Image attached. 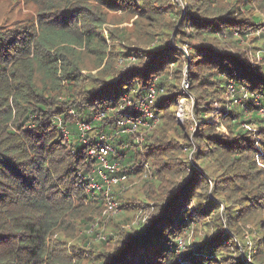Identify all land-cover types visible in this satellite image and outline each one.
<instances>
[{"label": "trees", "instance_id": "trees-1", "mask_svg": "<svg viewBox=\"0 0 264 264\" xmlns=\"http://www.w3.org/2000/svg\"><path fill=\"white\" fill-rule=\"evenodd\" d=\"M27 1L32 17L0 26V264H264V0ZM152 85L159 122L123 131V97ZM101 141L124 177L112 194L144 212L104 239L105 189L87 191Z\"/></svg>", "mask_w": 264, "mask_h": 264}, {"label": "rangeland", "instance_id": "rangeland-1", "mask_svg": "<svg viewBox=\"0 0 264 264\" xmlns=\"http://www.w3.org/2000/svg\"><path fill=\"white\" fill-rule=\"evenodd\" d=\"M255 10H257V9H255ZM34 13H35V8H34L33 3L30 1H27V0H0V26H9V25L15 24L20 20L32 17L34 15ZM258 14H260V18L262 19V21L264 23L263 12L258 13ZM121 18H124V16H122L120 13L116 14V19H121ZM125 18H127V17H125ZM255 20H259V18L256 17ZM132 21H133V19H130V20L125 19V21L123 23L118 24V25L131 26ZM262 25H264V24H262ZM256 30H257V28L251 33V36H252V38H257V41H258L257 45H259L264 40V34L262 32L258 33V32H256ZM140 38H142V37H140ZM250 43L253 45V41H251ZM258 53H259V55H261L262 53H264V49L261 48ZM87 66H88V68H90L87 70H90L92 72L97 71V69H94V60L92 58H90L87 61ZM240 98H242V95H240L238 97V99H240ZM239 103L244 108V106L247 107L248 101L246 99H243ZM130 105H134V103L133 102L126 103L125 107L127 108ZM131 110L133 113H135L134 109H132V107H131ZM178 116H179L180 121L182 123H186V126H187L189 132L194 131L195 124H194V116H193V102H191L188 99L180 100V108L178 111ZM111 174L114 175L112 172H111ZM108 178H112V176L108 175ZM135 181H136V183H134L135 184L134 185L133 182H135ZM124 183H125V185L123 186V184H122L120 190L122 192V195L125 197H130V198L136 200V198H134V196L138 195L137 190H139L138 192L144 191V189H141V187L144 185V183H143V181L142 182L138 181L137 177H129L128 181L124 182ZM108 184L105 183V188H107V190L109 188V193H111V194L113 193L114 188H116L115 186L119 185L118 182L117 183L112 182L109 184V186H108ZM144 188H145V185H144ZM112 197L115 200H117L116 196L113 195ZM149 202L151 203L150 205H153L152 200H150ZM135 203L139 204L140 201L136 200ZM141 204L143 205V203H141ZM143 213L144 212L142 211L141 206H136L135 208H133V207H131V208L121 207V211L118 214L112 215V216H104L106 218V221L104 222L105 225L101 228L94 227L95 235L97 236V238L100 237V238L104 239L106 237L105 231L110 232L111 229H113V228H118V227L123 226V223H127L126 225H128L129 227L131 225H135L139 222V220L141 219V215ZM143 219H144V217H142V220ZM96 236H95L94 240H96ZM181 237H183V236H181ZM183 238L185 239V237H183ZM195 239H196V237H195L194 231H190L188 234V237L185 239L186 245L193 243V241ZM98 242H100V241H98V239H97V243ZM185 247L181 248L180 252L185 251L186 250Z\"/></svg>", "mask_w": 264, "mask_h": 264}, {"label": "built area", "instance_id": "built-area-1", "mask_svg": "<svg viewBox=\"0 0 264 264\" xmlns=\"http://www.w3.org/2000/svg\"><path fill=\"white\" fill-rule=\"evenodd\" d=\"M256 32L263 33L264 34V25L257 28ZM132 60L135 59L134 57H130ZM188 84L185 82V87H187ZM234 94V86L231 84L228 88V96L232 98ZM157 91L156 88L152 85L148 88L147 93L137 99L136 101H133L132 99H129L128 96L123 97V104L121 108L125 107L126 103L133 102L134 105H130L129 108L132 107L134 109V112L137 113V117H123L120 120H118V123L120 126H123V131L125 132H134L139 129L140 126L153 128L155 125L159 122V117L155 114V111L153 109L154 102L156 100ZM251 95L247 90H243L242 98L238 99L236 98L235 102H240L243 99L247 100V97ZM236 97V96H235ZM257 98L259 96L257 95ZM132 100V101H131ZM260 105V114L264 118V99H262V102L258 103ZM126 108V107H125ZM128 108V107H127ZM130 113V112H129ZM127 115H129L127 113ZM79 129L82 132V137H86V131L90 129V125L85 122L79 123ZM101 138L106 139L107 137L102 136ZM84 141H88V139H84ZM113 151L112 145L107 143L106 141L98 142L97 144L93 145L89 149V154L97 157L100 161V167H103L104 169L108 170V172L104 170H97L100 181L97 180V177L91 176L90 182H89V188L87 191H90L91 194H95L97 191H100L102 189H105L104 195H105V208L103 211L104 216H112L116 215L121 211L120 203L115 200L112 196L113 194L109 193V188H105V183L110 184L112 182H119L124 177H119L116 175H112L111 172L114 171V169H117L119 163H115L112 165L109 155ZM108 175L112 176V178H108ZM108 184V186H109ZM111 194V195H110ZM178 247L179 251L181 248H184L186 246L185 239L183 237L178 238Z\"/></svg>", "mask_w": 264, "mask_h": 264}]
</instances>
